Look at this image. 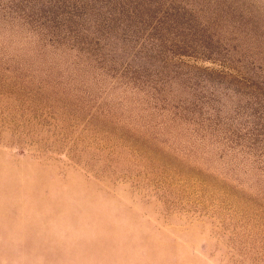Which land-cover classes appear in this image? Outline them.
<instances>
[{"label":"rangeland","instance_id":"rangeland-1","mask_svg":"<svg viewBox=\"0 0 264 264\" xmlns=\"http://www.w3.org/2000/svg\"><path fill=\"white\" fill-rule=\"evenodd\" d=\"M0 264H264V0H0Z\"/></svg>","mask_w":264,"mask_h":264}]
</instances>
